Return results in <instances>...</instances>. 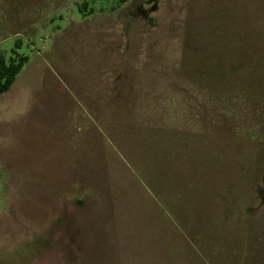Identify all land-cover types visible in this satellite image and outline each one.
Returning a JSON list of instances; mask_svg holds the SVG:
<instances>
[{"label": "rangeland", "instance_id": "rangeland-1", "mask_svg": "<svg viewBox=\"0 0 264 264\" xmlns=\"http://www.w3.org/2000/svg\"><path fill=\"white\" fill-rule=\"evenodd\" d=\"M16 43L0 264H264V0H0Z\"/></svg>", "mask_w": 264, "mask_h": 264}, {"label": "trees", "instance_id": "trees-1", "mask_svg": "<svg viewBox=\"0 0 264 264\" xmlns=\"http://www.w3.org/2000/svg\"><path fill=\"white\" fill-rule=\"evenodd\" d=\"M126 0H121L124 3ZM89 14H93L91 9ZM15 49L11 51V56L8 58L0 52V96L10 90L18 74L21 72L25 64L28 62V58L24 55H20L17 52L19 48L18 44H15Z\"/></svg>", "mask_w": 264, "mask_h": 264}]
</instances>
